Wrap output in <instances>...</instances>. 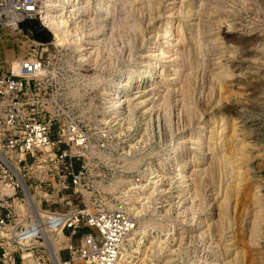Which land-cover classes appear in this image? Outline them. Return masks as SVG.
<instances>
[{
  "label": "rangeland",
  "instance_id": "rangeland-1",
  "mask_svg": "<svg viewBox=\"0 0 264 264\" xmlns=\"http://www.w3.org/2000/svg\"><path fill=\"white\" fill-rule=\"evenodd\" d=\"M43 1L38 0L37 16L26 22L28 32L11 37L0 30V74L30 58L34 50L41 54L46 47L38 46L42 39L37 36L51 33L50 78L44 87L59 99L68 120H76L92 138L78 161L83 166L79 165L83 174L78 193L64 192L72 207L129 215L136 222L133 232H148L137 264H176L174 259L190 250L198 254L188 264H264V0H113L110 25L126 26L129 32L124 37L112 29L98 33L96 0H81L79 9L66 10L63 16L81 37L77 45L56 43L44 19ZM52 12V17L60 15ZM134 19L140 21L142 37L133 52H123V40L127 45L132 39ZM168 19L173 22V37L183 33L184 41L180 48L185 64L173 93L160 76L155 94L146 88L151 84L146 83L148 78H136L123 112H116L110 103L114 83L119 79L126 83L128 73L150 60L156 43L149 41L150 35ZM80 45L83 51L78 50ZM138 83L143 88L138 89ZM220 117L228 123L222 127L227 132L226 158L218 162L205 148L200 166L184 173L186 188L169 164H161L162 157L172 142L189 139L192 133L195 142L205 134L209 146L211 134L223 124ZM191 147L183 148L179 161L192 162L196 154ZM138 195L146 200L141 202ZM86 231L82 228L72 243L77 244ZM48 232L53 244L60 240L59 248L69 245L58 230ZM157 243L163 250L156 251ZM205 248L209 252L204 253ZM61 257L66 259L68 253Z\"/></svg>",
  "mask_w": 264,
  "mask_h": 264
},
{
  "label": "built area",
  "instance_id": "built-area-1",
  "mask_svg": "<svg viewBox=\"0 0 264 264\" xmlns=\"http://www.w3.org/2000/svg\"><path fill=\"white\" fill-rule=\"evenodd\" d=\"M37 9L38 0H0V30L11 37L28 32L21 25ZM52 38L37 43L46 47L41 54L34 50L0 74V264H54L45 245L48 228L70 240L56 264H120L136 222L122 211L72 207L64 195L78 193V161L92 138L44 87ZM82 228L88 231L73 244Z\"/></svg>",
  "mask_w": 264,
  "mask_h": 264
},
{
  "label": "bare ground",
  "instance_id": "bare-ground-1",
  "mask_svg": "<svg viewBox=\"0 0 264 264\" xmlns=\"http://www.w3.org/2000/svg\"><path fill=\"white\" fill-rule=\"evenodd\" d=\"M113 2H114L113 0H96V2L93 4V6H94V12L98 16V18L100 19V21L95 22L94 23V26H95L96 29H98L97 30L98 33H100V32L101 33H107L110 29H112L115 33H118L119 35L121 34L120 36L124 37L125 34L127 35L128 32H129L126 29V26L125 27L122 26V25L119 26V27L113 26V28H112L111 25H110L111 20L113 18L112 13H111L112 7L110 5ZM43 3H44V5L43 4L42 5L45 8V14H46L44 16V19L46 20V23L48 25V28L52 31V34L54 36V39H55L56 43L57 44H60V45H63V44L64 45L65 44L66 45L67 44L68 45L69 44H76L77 45L78 41L81 40L80 39L81 37L80 38L78 37V35H77L78 32L75 31L74 28H72V26L70 25V23L68 22V20L65 19V17H63V16H64L66 10H70L71 8H73L74 11H75V9H79V7L82 5L81 0H44ZM38 6H39V3H38ZM52 9L55 10V11H57V13L60 14V15H57L55 17H52L49 14V13H54V12H52ZM186 17H187L186 18V24H187L190 16L188 15ZM138 21L139 20H137V19H134L133 20V22H135V25L136 26L134 25V29L132 30L133 32L130 31V32H132V39H130L129 44L126 45L125 40H123V42H122V40L120 41V39H119V41L122 42L123 45H124V47H122V49L124 48L123 49V52H124L125 49H128L129 50L128 52L131 53V51L133 52L137 48V46H138V42L141 39L142 34H143V32H142L143 30L140 29L141 25L138 23ZM91 29H93V28H91ZM173 29H174L173 22H172L171 19H168L167 21L164 22V24L160 25V27H158V28H156V30L152 31V33L150 35L151 37H150L149 41L150 40H155L156 43H155L154 47H152V54L149 57H147L148 59L150 58V60H148L147 62H143V64L141 65L142 68L137 69L135 71H132V72L128 73V75L126 77L127 78L126 83H124V81H122V79H119V80L116 81V83H114V85H115V90L113 92V96L114 97L111 99V102L110 103L112 104V107L115 108V111L116 112L117 111H120V112L122 111L123 112L124 107L126 105V102L128 101V93L130 92L132 86L134 85V80L136 78H141V77L144 78V79L145 78H148V81L146 83H148V84L151 83V84L150 85L147 84L148 86L146 88H149V91H150L149 93H151V94L154 93L155 94L156 91L159 90V89H157V86L158 85L156 84L157 83L156 80L160 76V78H162V80L166 81V83H167V84L164 83L166 85V89L168 91H170V93H173V91H174L173 86L177 82V80H178L177 77L180 75V73H181V71H182V69L184 67V64H185V62H184L185 59L181 57V48H180L181 45H182L181 43L184 42L181 39V36L183 35V33H180V35H178V36H176L174 38L173 37V31L174 30ZM90 35H93V34H90ZM172 37L174 39H172ZM128 40H126V41H128ZM171 41H173V44L172 45H169L171 43ZM112 43H114V42L112 41ZM195 45H197V44H195ZM22 49L24 50V48H22ZM78 50L83 51V47H81V45H80V49H78ZM110 51H113V50H110ZM119 54H120V51H119ZM119 56H121V55H119ZM187 56H189L188 53H187ZM139 57L140 58H144L145 56L144 55H141ZM12 62H14V59H13ZM15 64H17V63H15ZM169 67H170V69H169ZM143 68L145 70H142ZM192 77L193 76H191V78ZM188 80L189 81L187 82V84L188 83H191L190 82V79H188ZM140 85H141V83H138V89L141 87ZM110 86H111V84L108 83L104 89L106 90ZM141 88H143V87H141ZM221 90L222 89H220V92H221ZM146 92H148V91L146 90ZM137 106H139V104H137ZM146 112H148V111H146ZM178 114L180 116L181 115V111H178ZM182 117H183V114H182ZM189 120H190V118H189ZM220 121L223 122V124H221V128L217 126V129H215V131L211 134V136H210V142H209L210 145L209 146H207L206 142L204 141V138L206 136L205 134H202L201 135L202 139H200L197 142H195L191 138H192L193 134H196V133H192L191 134V138H189V139H185V138H182L181 137V139H179L178 141H176L174 143L172 142L171 145L169 146L168 150H167V153L162 157L161 164H164V163L169 164V168H170L171 172H173L174 174H176V176H178V177L180 176L179 179L182 178L184 180L183 181V184L186 185L185 186L186 188L188 186V182L189 181L187 180V177L188 176L187 177L184 176V173L187 170H189L192 166H196V165L200 166V164L202 163V161H204L203 159H204V156H205V148L209 147V150L208 151L212 152L211 154H212V156H214L213 158L215 160L218 159L219 160V161L217 160L218 162H222V160L226 158V155L227 154L225 155L223 152L225 151L224 147H225L226 144H224V141H226V138H227L226 133L227 132H226V128H225V130H223L222 127L228 125V123L225 122V118H223V117L222 118L220 117ZM190 122H192V121H190ZM215 123H216V121L214 123H212V124H215ZM217 123H218V121H217ZM197 128H200V127H197ZM236 128L237 127H235L234 129H236ZM235 133H236V131H235ZM235 133L233 132L232 134H235ZM216 139H219L220 142L221 141L222 142L220 144L218 142H214ZM187 144L194 145V147L193 148L191 147V149L193 150L192 152H194V154H196V155L193 158L192 162L189 161L188 159H183V160L180 159L181 161H179V156L182 154V150H183V148ZM212 144H214V145H212ZM202 148H203V150H201ZM174 154H175V157L172 158L174 156ZM207 155H209V154H206V156ZM242 155H245V154L241 153L240 156H242ZM238 158H240V157H238ZM241 158H244V156L241 157ZM220 165H222V164H220ZM236 169H238V168H236ZM239 169H242V168H240V166H239ZM245 172H244V174H247ZM155 173H157V170H155ZM195 174H196V172H195ZM240 174H242V173H240ZM232 175H234V174H232ZM219 177H221V176H219ZM199 179H200V177H199ZM248 181H250V180H248ZM245 182H247V181H245ZM244 184L246 185V183H244ZM247 185H248V182H247ZM256 186L258 187V185H256ZM235 187H236V189L234 188L235 190H239V189H237V186H235ZM240 190H242V188H240ZM230 193H232V192H230ZM247 193H249V192L247 191ZM192 196H194V195H192ZM243 196H245V195H243ZM140 199H141V202L143 200H146V198H143L142 196H139L138 197V200H140ZM226 199H228V198H225L224 197V200H226ZM227 205H228V203H227ZM243 206H244V204H243ZM219 208H221V207H219ZM134 211L137 214H140L141 213L140 211H138V208H136V210H134ZM255 219L256 220H259L258 217L255 218ZM255 219H253V221L256 223L257 221H255ZM256 224H259V223H256ZM200 225H201V223H200ZM257 226H260V225H257ZM255 228L256 227H253V230H256ZM48 231H51V230H48ZM169 232H171V229H170ZM252 232H254V231H252ZM147 234H148L147 231H145L143 229L142 230L140 229V230H137V231L132 232L128 236L127 241L123 244V247H122V255H121V259H120V264H137L138 263L137 261L135 262V260L140 259L137 255H139L141 253V249H142L141 245L144 243V241L148 237ZM257 235H259V234H257ZM44 238H45V245H46V247L48 249L49 257L51 258V260L53 261V263L55 262L54 264H56V259L58 258L59 242H60V240L57 238L56 242H54V244H53L52 240L49 237V232H48V234L46 236H44ZM53 247L57 248L58 249V252ZM155 248H156V251L157 252L163 250V246H162L161 243H157V245L155 246ZM207 252H209V251L205 248L204 253H207ZM197 254H198L197 251H195V250L194 251H191L190 250V251L186 252L183 256H180L178 258H175L174 261H173V263H176V264H188L194 258H197Z\"/></svg>",
  "mask_w": 264,
  "mask_h": 264
},
{
  "label": "water",
  "instance_id": "water-1",
  "mask_svg": "<svg viewBox=\"0 0 264 264\" xmlns=\"http://www.w3.org/2000/svg\"><path fill=\"white\" fill-rule=\"evenodd\" d=\"M26 25H27V23L25 22L21 26L25 27ZM38 37H41L43 43H47L51 39V33L46 31V34L41 33L40 35L37 36V39H38Z\"/></svg>",
  "mask_w": 264,
  "mask_h": 264
}]
</instances>
